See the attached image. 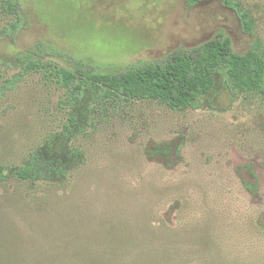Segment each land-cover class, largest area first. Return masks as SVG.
Returning <instances> with one entry per match:
<instances>
[{
    "label": "rangeland",
    "instance_id": "374dc122",
    "mask_svg": "<svg viewBox=\"0 0 264 264\" xmlns=\"http://www.w3.org/2000/svg\"><path fill=\"white\" fill-rule=\"evenodd\" d=\"M236 1L252 32L224 0H0V89L28 53L120 73L217 33L232 37L236 52L256 41L264 51V0ZM10 3L24 21L14 35L3 32L14 19ZM223 75L216 72L198 108L132 100L91 115L88 98L72 112L65 89L42 72L26 74L0 95V164L20 165L41 149L71 170L65 184L0 181V248L33 258L76 233L102 235L107 220H148L169 227L185 264H264V98L230 92ZM71 112L78 132L67 139L61 130ZM245 182H256L257 193Z\"/></svg>",
    "mask_w": 264,
    "mask_h": 264
},
{
    "label": "trees",
    "instance_id": "16d2710c",
    "mask_svg": "<svg viewBox=\"0 0 264 264\" xmlns=\"http://www.w3.org/2000/svg\"><path fill=\"white\" fill-rule=\"evenodd\" d=\"M199 1L189 0L192 4ZM224 2L236 10L244 28L252 32L254 25L250 13L236 0ZM7 8L14 19L3 32L14 35L24 21L16 4L10 3ZM217 70H224L226 83L235 91H260L264 79L262 42L256 41L247 52L239 53L233 50L228 37L221 36L199 48L177 51L165 62L129 68L120 73L97 71L79 60L69 69L28 53L22 58L19 73L5 79L0 95L14 89L29 72L38 71L66 90L63 103L72 112L86 98L91 115L96 107L106 103L132 100H157L181 110L197 106L199 96L211 89ZM72 112L61 130L67 139L78 132L75 129L77 116ZM72 154L79 156L81 153L72 150ZM70 168L61 157L48 156L41 149H35L20 165L0 164V181L14 177L32 184H65ZM104 224L102 235L97 233L91 239H81L80 233H76L51 245H42L38 257H21L15 247L9 248V253L5 252L7 248H0V264H185L177 256L182 252L180 246L168 241L170 229L165 224L153 226L148 220L140 223L107 220Z\"/></svg>",
    "mask_w": 264,
    "mask_h": 264
},
{
    "label": "flooded vegetation",
    "instance_id": "af4514ba",
    "mask_svg": "<svg viewBox=\"0 0 264 264\" xmlns=\"http://www.w3.org/2000/svg\"><path fill=\"white\" fill-rule=\"evenodd\" d=\"M225 7H227L228 9H230V10L236 12V10H234L232 7H230V6L226 5V4H225ZM236 13H237V12H236ZM239 21H240V24L242 25V21H241L240 17H239ZM224 36L228 37V38L230 39V41H231L232 37H229L227 34L224 35ZM215 38H220V37H219V33L212 35L211 37H209V38L203 40L202 42L198 43L197 45H194V46H192V47H186V48H183V49H187V50L191 49V50H192V49L199 48V47L203 46L206 42H208V41H210V40H212V39H215ZM251 46H252V44L249 46L248 50L251 48ZM183 49H177V50L171 51L170 53H168V55H170V57H171V56H173V54H174L175 52L180 51V50H183ZM248 50H247V51H248ZM247 51H246V52H247ZM217 71H218V70H217ZM217 71H215V73H214V82H213V85H212L211 89H210L209 91H207L206 93L202 94L201 96H199V98H198V100H197V106H190V107H188V108L181 109V110H187V109H190V108H198V107L200 106V98H202L203 96H206V95L210 94V93L213 91V89L215 88L216 84H217V78H216V72H217ZM222 80H223V81H222V82H223V85H224V86H225L230 92H232V93H234V94H238V95H244V94H250V93H252V94H261V95L263 96V98H264V79H263V88H262L260 91H254V92H249V93H248V92H238V91H235V90L231 89L230 86L226 83V81H225V76H224V75L222 76ZM172 109H173V108H172ZM176 110H180V109H176ZM245 186H246V187H247V188H248L253 194H256V193H257V183H256V182H255V183H253V182H251V183H246V182H245Z\"/></svg>",
    "mask_w": 264,
    "mask_h": 264
}]
</instances>
